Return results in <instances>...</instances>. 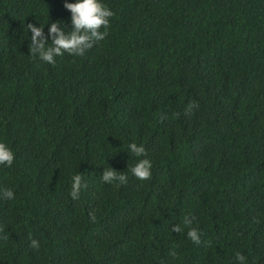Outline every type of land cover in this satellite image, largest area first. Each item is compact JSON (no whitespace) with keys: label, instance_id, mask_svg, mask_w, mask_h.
Segmentation results:
<instances>
[{"label":"trees","instance_id":"obj_1","mask_svg":"<svg viewBox=\"0 0 264 264\" xmlns=\"http://www.w3.org/2000/svg\"><path fill=\"white\" fill-rule=\"evenodd\" d=\"M75 2L0 0V264H264V0H101L103 41L32 59L27 24L68 34Z\"/></svg>","mask_w":264,"mask_h":264},{"label":"clouds","instance_id":"obj_2","mask_svg":"<svg viewBox=\"0 0 264 264\" xmlns=\"http://www.w3.org/2000/svg\"><path fill=\"white\" fill-rule=\"evenodd\" d=\"M64 8L71 13L70 23L72 31L68 34L62 30L60 22L51 23L48 30V36L44 34V28L36 27L33 24H27V30L31 32L29 56L32 59H38L47 64H55V58L63 56L65 53L71 56H84L86 52L93 48L95 44L103 41L108 35L110 28V18L114 13L107 8L101 0H77L75 3H65ZM103 29V31H102ZM51 39V45H48V39ZM198 108L195 102H190L184 111L185 116H190L194 109ZM132 155L142 157L146 155L145 148L137 146L136 143L128 145ZM13 151L3 142H0V166L11 167L14 162ZM151 162L148 159H140L135 166L131 167L132 175L145 181L151 178ZM101 179L105 183L118 182L120 185L127 183V176L124 172H116L112 168L104 169ZM71 191L69 193L73 200L79 199V193L82 187V175L76 174L72 177ZM0 198L13 199L14 193L10 189L0 190ZM184 226L188 227L187 237L197 246L201 244L200 232L191 228L192 220L185 216ZM182 227L174 224L170 231L181 233ZM7 239V237H5ZM31 247L38 248L39 242L31 241ZM175 256V253H170ZM238 264H245L246 258L239 253L236 255Z\"/></svg>","mask_w":264,"mask_h":264}]
</instances>
